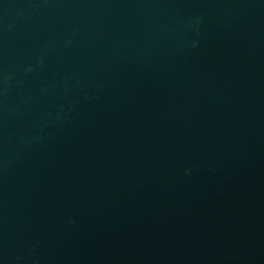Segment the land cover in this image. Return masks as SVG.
Returning <instances> with one entry per match:
<instances>
[{
    "label": "water",
    "instance_id": "obj_1",
    "mask_svg": "<svg viewBox=\"0 0 264 264\" xmlns=\"http://www.w3.org/2000/svg\"><path fill=\"white\" fill-rule=\"evenodd\" d=\"M0 264H264V0H0Z\"/></svg>",
    "mask_w": 264,
    "mask_h": 264
}]
</instances>
